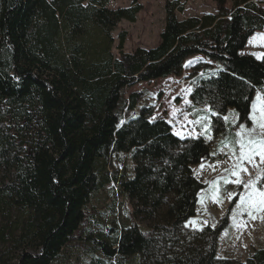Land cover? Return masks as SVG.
Segmentation results:
<instances>
[{
  "label": "trees",
  "instance_id": "trees-1",
  "mask_svg": "<svg viewBox=\"0 0 264 264\" xmlns=\"http://www.w3.org/2000/svg\"><path fill=\"white\" fill-rule=\"evenodd\" d=\"M112 0H0V264H56L63 251L87 240L94 194L108 187V163L132 155V176L115 177L138 224L98 243L104 259L90 264H264V248L245 262L218 258L225 218L200 232L185 230L196 216L204 185L193 167L210 158L203 138L181 139L128 89L182 76L188 59L202 55L223 66L202 78L192 100L219 113L215 136L229 135V110L251 125V104L264 87V58L241 55L264 31V0H215L217 13L184 21L190 0H167L166 24L153 49L113 52V32L135 23L144 7L110 10ZM138 114L132 116L134 112ZM237 125V126H238ZM239 127V126H238ZM36 252H17L24 246Z\"/></svg>",
  "mask_w": 264,
  "mask_h": 264
},
{
  "label": "rangeland",
  "instance_id": "rangeland-1",
  "mask_svg": "<svg viewBox=\"0 0 264 264\" xmlns=\"http://www.w3.org/2000/svg\"><path fill=\"white\" fill-rule=\"evenodd\" d=\"M132 2L133 0H112L108 8L110 10L130 8ZM166 2L167 0H140L144 10L138 15L137 21L135 23L122 21L113 32L115 39L113 52L116 56L119 54L117 47L122 32L128 33L125 44L128 53L138 48L153 49L160 44L166 24ZM182 3L185 4V9L177 13L180 21L217 13L215 0H190ZM241 55H251L259 60L264 58V31L250 38ZM222 71L221 64L198 55L187 60L182 76L140 83L128 89L127 97L134 92L143 93L144 98L138 109L144 107L151 109L153 112L151 122L164 120L173 128V133L177 137L203 138L210 145V158L193 167L195 176L204 185V189L199 195L196 216L185 224V230L200 232L206 227L216 228L229 217V226L219 238L218 258L245 262L256 250L264 248V212L254 211L253 216L256 218L253 219L247 211L238 207L239 194L244 191L243 185L225 183L226 180L236 179L234 176L230 177L229 173L238 163L236 157L232 155V150L235 133L239 131L237 126L239 115L233 109L225 115L228 119L227 122L224 121L229 131L235 128L233 134L215 136L212 130V118L218 117L219 113L214 111L218 115L213 116L208 111V107L197 106L192 100L194 88L202 78L216 76ZM257 95L264 96V87ZM255 103L259 110L260 104L256 99ZM137 114L135 111L132 116ZM234 114L236 119L233 118ZM202 117L209 119L204 120ZM205 126L209 129L207 134L204 133ZM258 161L259 157L256 158V162ZM108 165L112 182L93 195L86 209L91 216L87 228V240L67 247L56 264H90L95 259H104L98 243L106 241L112 244V240L123 230L131 227L133 222L144 231L152 229L153 221L146 218L135 219L132 216L134 211L132 203L118 193V183L114 180L117 176H132L136 168L133 156L115 154ZM245 166L248 167L250 175L241 173L240 178L245 182L255 180L259 169L250 165ZM259 168L264 169V164H260ZM229 193L233 194L231 198ZM1 221L0 219V227L3 226ZM35 252L25 245L17 252V256ZM130 264H142V262L136 257L130 260Z\"/></svg>",
  "mask_w": 264,
  "mask_h": 264
},
{
  "label": "snow or ice",
  "instance_id": "snow-or-ice-1",
  "mask_svg": "<svg viewBox=\"0 0 264 264\" xmlns=\"http://www.w3.org/2000/svg\"><path fill=\"white\" fill-rule=\"evenodd\" d=\"M256 101L259 102L260 107L257 110V103L251 104V113L248 117L252 122L251 125L239 123V131L235 133L233 140L232 155L236 157L238 163L234 165V170L229 173V176H234L236 179L235 181L230 179L225 181V183L243 185L244 191L239 194L238 207L247 211L253 219L256 218L253 216L254 211L264 212V183H261L264 181V169L259 168L260 164H264V96L257 95ZM208 111L213 116L218 115L212 109H208ZM233 118L236 119L235 114ZM202 119L207 120L209 117H202ZM223 119L227 122L228 118L225 116ZM208 130V127L205 126L204 133L207 134ZM257 157H259L258 162H256ZM245 165L259 169L255 180L245 182L240 178L241 173L250 175L248 167ZM229 196L231 198L233 194L229 193Z\"/></svg>",
  "mask_w": 264,
  "mask_h": 264
},
{
  "label": "water",
  "instance_id": "water-1",
  "mask_svg": "<svg viewBox=\"0 0 264 264\" xmlns=\"http://www.w3.org/2000/svg\"><path fill=\"white\" fill-rule=\"evenodd\" d=\"M52 1V0H51Z\"/></svg>",
  "mask_w": 264,
  "mask_h": 264
}]
</instances>
